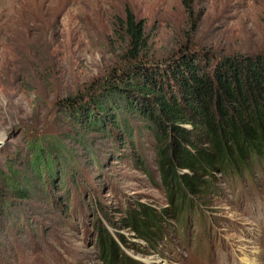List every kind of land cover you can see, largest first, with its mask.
Returning a JSON list of instances; mask_svg holds the SVG:
<instances>
[{"label":"rangeland","instance_id":"374dc122","mask_svg":"<svg viewBox=\"0 0 264 264\" xmlns=\"http://www.w3.org/2000/svg\"><path fill=\"white\" fill-rule=\"evenodd\" d=\"M190 6L194 29L184 0H0V264H109L100 249L107 236L117 246L110 264H264V164L236 178L206 177L208 187L180 213L146 136L135 138L132 150L101 138L84 147L66 139L63 156L73 171L61 181L76 179L64 190L55 182L56 208L46 187L36 184V198L20 204L5 186L10 171L25 173L38 154L32 145L49 148L53 137L69 133L56 102L117 65V25L128 15L142 26L154 60L189 35L194 49L264 53V0ZM128 211L140 214L147 232L118 223Z\"/></svg>","mask_w":264,"mask_h":264},{"label":"trees","instance_id":"16d2710c","mask_svg":"<svg viewBox=\"0 0 264 264\" xmlns=\"http://www.w3.org/2000/svg\"><path fill=\"white\" fill-rule=\"evenodd\" d=\"M184 5L193 27L190 0H184ZM117 29L121 31L117 65L81 91L56 102L64 124L71 125L69 133L53 137L49 148L37 141L30 149L38 154L25 173L10 171L5 186L18 203L36 198L39 184L42 191L46 187L51 193L53 207L60 205L57 184L64 190L74 183L71 174L70 181H61L65 170H72L63 156L66 139L84 147L85 140L101 138L116 150L126 146L130 150L135 138L148 137L162 182L170 192L169 202L177 213L193 207L191 197L208 187L206 177L236 178L264 164V53L216 54L194 49L189 35L186 44L168 57L154 60L148 58L142 26L130 15ZM59 146L62 154L56 150ZM117 153L113 151V156ZM86 154L98 164L90 150ZM140 210L154 222L149 209ZM137 215L128 211L118 223L147 232ZM101 233L105 235L104 230ZM100 249L102 257L111 256L110 264L116 256V243L103 237ZM121 264L126 263L122 260Z\"/></svg>","mask_w":264,"mask_h":264},{"label":"water","instance_id":"95a60500","mask_svg":"<svg viewBox=\"0 0 264 264\" xmlns=\"http://www.w3.org/2000/svg\"><path fill=\"white\" fill-rule=\"evenodd\" d=\"M7 140V139H6ZM3 146V141L0 140V148Z\"/></svg>","mask_w":264,"mask_h":264},{"label":"bare ground","instance_id":"6f19581e","mask_svg":"<svg viewBox=\"0 0 264 264\" xmlns=\"http://www.w3.org/2000/svg\"><path fill=\"white\" fill-rule=\"evenodd\" d=\"M245 264V263H244Z\"/></svg>","mask_w":264,"mask_h":264}]
</instances>
